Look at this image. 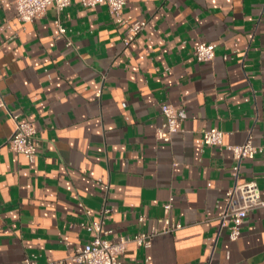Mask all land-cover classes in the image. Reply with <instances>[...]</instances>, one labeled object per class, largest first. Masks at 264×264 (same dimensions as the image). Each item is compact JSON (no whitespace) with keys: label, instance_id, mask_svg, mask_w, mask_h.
I'll return each mask as SVG.
<instances>
[{"label":"crops","instance_id":"crops-1","mask_svg":"<svg viewBox=\"0 0 264 264\" xmlns=\"http://www.w3.org/2000/svg\"><path fill=\"white\" fill-rule=\"evenodd\" d=\"M122 14L147 21L130 45L105 5L72 0L27 22L0 0V264H78L84 224L102 219L110 241L149 232L171 197L183 227L130 244L123 264H264V207L237 240L218 220L237 177L264 197V154L236 176L232 152L203 140L218 127L225 144L264 142V0H127ZM201 42L212 61L197 59ZM164 103L180 116L170 142L156 137ZM13 113L38 129L33 162L9 148Z\"/></svg>","mask_w":264,"mask_h":264},{"label":"built area","instance_id":"built-area-1","mask_svg":"<svg viewBox=\"0 0 264 264\" xmlns=\"http://www.w3.org/2000/svg\"><path fill=\"white\" fill-rule=\"evenodd\" d=\"M72 0H13L16 7V16L21 21H33L43 16L48 7L55 5L61 12ZM87 7L105 5L115 17L117 25L127 27V35L124 38L125 45H130L137 36L145 29L146 20L131 22L126 19L122 12L127 0H81ZM60 36H65L66 29L60 19L55 21ZM68 45L71 41L68 39ZM195 55L199 61H212L215 56V45L209 42H201L196 46ZM0 108H7L4 97L0 94ZM164 122L156 129V137L164 142H170L179 129L180 116L176 107L170 103L161 106ZM12 118L15 128L8 140L9 148L24 154L29 161H35L40 147L38 129L29 120L23 119L19 113H13ZM204 143L209 146H225L232 152L238 164L234 166L236 176H238L239 163L244 158H254L257 154H264V142L255 143L253 135H249L247 140L241 144H225L224 132L218 127H212L203 131ZM106 190L108 184L103 185ZM172 200L165 203V214L158 219V224L149 232H137L133 235H123L116 241H110L104 235L107 231L103 227V220H93L83 226L93 234L92 239L84 246L74 250L69 256V260L78 264H123V255L130 244L139 246L151 245L152 238L162 233H172L183 227L180 221H173L169 215L172 208ZM264 207V197L262 196L259 184L255 180L239 181L225 193V207L220 213L218 220L220 228H226L229 238L237 240L241 236L242 225L251 211ZM109 209L103 207V214ZM89 214L91 211L86 210ZM15 264H42L31 259H24ZM53 264H66V260H59Z\"/></svg>","mask_w":264,"mask_h":264}]
</instances>
